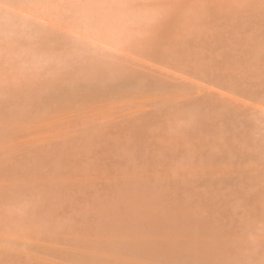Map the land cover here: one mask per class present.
Wrapping results in <instances>:
<instances>
[{
	"label": "bare ground",
	"instance_id": "obj_1",
	"mask_svg": "<svg viewBox=\"0 0 264 264\" xmlns=\"http://www.w3.org/2000/svg\"><path fill=\"white\" fill-rule=\"evenodd\" d=\"M0 264H264V0H0Z\"/></svg>",
	"mask_w": 264,
	"mask_h": 264
}]
</instances>
